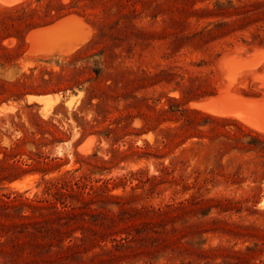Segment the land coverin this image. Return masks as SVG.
Instances as JSON below:
<instances>
[{"label": "rangeland", "instance_id": "1", "mask_svg": "<svg viewBox=\"0 0 264 264\" xmlns=\"http://www.w3.org/2000/svg\"><path fill=\"white\" fill-rule=\"evenodd\" d=\"M27 1L0 2V264H64L31 253L41 237L11 230L40 217L27 203L63 176L109 189L85 195L108 227L85 223L92 244L65 264H264V132L198 105L224 89L225 56L264 50V0H34L8 11ZM49 12L71 25L31 39ZM231 87L264 97L258 78ZM183 110L230 121L192 114L189 126Z\"/></svg>", "mask_w": 264, "mask_h": 264}, {"label": "trees", "instance_id": "2", "mask_svg": "<svg viewBox=\"0 0 264 264\" xmlns=\"http://www.w3.org/2000/svg\"><path fill=\"white\" fill-rule=\"evenodd\" d=\"M34 0H29L21 5L12 7L11 10L15 11L19 9H24L30 7ZM40 1V0H38ZM62 16H51L50 12L46 13V20L40 23H31L27 29L26 34L35 28L47 26L59 20ZM99 32L107 37L108 33L103 32V29H98ZM25 34V36H26ZM24 36V37H25ZM81 52V51H79ZM77 56L74 55V57ZM97 73V72H96ZM41 94V93H36ZM192 114L202 115L207 121H230V119L217 118L206 113H202L197 110H183L182 116L186 118L187 125H193L194 119L191 120L190 116ZM190 115V116H189ZM43 125H48L50 122L41 119ZM40 129L43 126L38 125ZM60 131V130H59ZM115 131V130H113ZM44 135L43 131L41 132ZM58 142H63L59 140ZM38 158L44 161H48L50 156L43 157V154L37 153ZM58 158H55L56 160ZM35 161V159H33ZM39 164L40 161H37ZM44 165H47L46 163ZM18 168V167H17ZM22 173L30 172H41L43 175H47L48 170L45 169H19ZM7 178L11 180L16 179V176L7 175ZM82 177L76 178H66L65 176L48 180L46 183V188L44 190V197L38 201H31L27 203V206L33 211L40 212V217H37L35 221H30L24 224H14L11 228L14 235L21 236L26 234L32 238L41 237L43 242H40L36 245L30 247L32 250L31 253L39 255L48 252L54 255L60 256L64 264L65 263H74L76 260L83 261L85 257L86 250L92 244L93 241V230L87 226H84L85 223L91 222V220L96 221L101 227H108L107 221L102 218V212L96 213L93 215V210L91 206L95 203L96 199L88 201L85 198V195L93 198L99 195L106 194L107 191L100 189V193H97L93 187H90L86 191L87 187L82 185ZM77 188V190H75ZM39 203V204H35ZM42 203V204H40ZM98 208H103L101 205H98ZM82 222V223H80ZM81 226V228H79ZM81 230L82 236L80 238L74 237L76 231ZM68 240L69 244L66 245ZM44 256V255H43ZM11 264H18L17 261L10 259Z\"/></svg>", "mask_w": 264, "mask_h": 264}, {"label": "bare ground", "instance_id": "3", "mask_svg": "<svg viewBox=\"0 0 264 264\" xmlns=\"http://www.w3.org/2000/svg\"><path fill=\"white\" fill-rule=\"evenodd\" d=\"M18 1L20 0H0L1 3L7 5L14 4ZM68 17L52 26L33 32L30 38L36 39L39 35L42 36L45 33L47 35L49 32H56V30L58 31L62 28L64 30L67 24L68 26L71 25L69 24L71 23V18ZM245 56L237 51L222 59L223 73L227 78L224 89L222 88L223 90L218 96L207 99L204 103L198 105L216 115L237 117L259 131L264 132V97L259 99L246 98L235 94L231 90V86L235 82L247 77L260 79L261 85L264 86V74L259 77L260 73L258 70L259 66H263L264 69V50H255L253 53L247 51ZM51 99L52 97H30V100H36L45 105H48Z\"/></svg>", "mask_w": 264, "mask_h": 264}, {"label": "water", "instance_id": "4", "mask_svg": "<svg viewBox=\"0 0 264 264\" xmlns=\"http://www.w3.org/2000/svg\"><path fill=\"white\" fill-rule=\"evenodd\" d=\"M57 23V22H56ZM55 24V23H54ZM53 25V24H52ZM49 26H51V25H49ZM46 27H48V26H46Z\"/></svg>", "mask_w": 264, "mask_h": 264}]
</instances>
